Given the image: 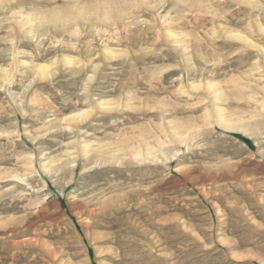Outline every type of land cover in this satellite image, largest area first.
Here are the masks:
<instances>
[{
	"label": "rangeland",
	"instance_id": "obj_1",
	"mask_svg": "<svg viewBox=\"0 0 264 264\" xmlns=\"http://www.w3.org/2000/svg\"><path fill=\"white\" fill-rule=\"evenodd\" d=\"M0 264H264V0H0Z\"/></svg>",
	"mask_w": 264,
	"mask_h": 264
},
{
	"label": "bare ground",
	"instance_id": "obj_2",
	"mask_svg": "<svg viewBox=\"0 0 264 264\" xmlns=\"http://www.w3.org/2000/svg\"><path fill=\"white\" fill-rule=\"evenodd\" d=\"M44 67H45V66H42V68H44ZM42 68L40 67V70H41ZM226 126H229V125L226 124Z\"/></svg>",
	"mask_w": 264,
	"mask_h": 264
}]
</instances>
